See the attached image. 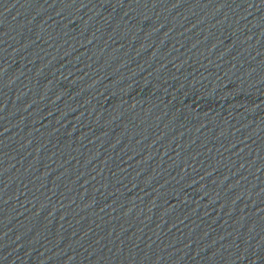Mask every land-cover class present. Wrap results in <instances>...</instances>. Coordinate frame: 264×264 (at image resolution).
<instances>
[{
    "label": "water",
    "instance_id": "1",
    "mask_svg": "<svg viewBox=\"0 0 264 264\" xmlns=\"http://www.w3.org/2000/svg\"><path fill=\"white\" fill-rule=\"evenodd\" d=\"M0 264H264V0H0Z\"/></svg>",
    "mask_w": 264,
    "mask_h": 264
}]
</instances>
